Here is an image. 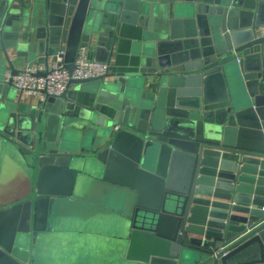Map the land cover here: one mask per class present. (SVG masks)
Here are the masks:
<instances>
[{
    "label": "water",
    "instance_id": "1",
    "mask_svg": "<svg viewBox=\"0 0 264 264\" xmlns=\"http://www.w3.org/2000/svg\"><path fill=\"white\" fill-rule=\"evenodd\" d=\"M129 7L137 71L40 106L4 80L59 50L71 74L81 44L99 60L104 17ZM263 23L264 0H0V264H69L64 212L100 205L118 236L95 264H264ZM97 183L127 194L105 204Z\"/></svg>",
    "mask_w": 264,
    "mask_h": 264
},
{
    "label": "crops",
    "instance_id": "2",
    "mask_svg": "<svg viewBox=\"0 0 264 264\" xmlns=\"http://www.w3.org/2000/svg\"><path fill=\"white\" fill-rule=\"evenodd\" d=\"M132 7V6H131ZM122 15L119 16L117 13L107 14L101 25L102 26H111L114 27L113 38L111 41V36L109 38V42L107 46H104L99 53L100 59L98 61H102L108 64V54L112 49V54L110 56L109 62V70L108 73H124V72H133L137 71L140 65V59L143 49V41L141 38L142 27L140 25L139 17L135 13L133 8L124 9L121 11ZM259 32V31H258ZM87 54L89 58L96 59L97 50L96 46H87ZM97 60V59H96ZM51 63V62H50ZM113 80V78H109L108 80ZM85 87H91V84L85 85ZM78 86L71 87V90L76 91V101L89 105L92 102V97L94 94H91V99L89 100V94L83 92L81 90H76ZM20 92L17 90V93ZM72 93V92H71ZM23 100L30 104H37L40 106V102L38 101L37 97L34 95L22 93ZM71 105V104H70ZM182 175V170L180 168L175 170L174 177L179 179ZM89 195L94 198H99L100 201L103 199L106 200L107 197H112L113 195L118 196L116 199H120L122 194H127L125 190L121 188H113L109 184L97 183L94 184L91 189H88ZM113 194V195H112ZM121 195V196H120ZM122 198V197H121ZM103 203H108L103 201ZM108 205V204H107ZM102 210H95L91 209L86 214L87 216L83 219L79 220V222H84L88 218L87 225H80L81 229L86 228L89 230L87 233H94L95 229H97V233L99 239L103 236H100V233L103 234H110L112 230L110 226V214H109V207H103V205L99 206ZM70 212L72 209L69 210ZM111 211V210H110ZM77 213L78 218H81L85 213L84 211H74ZM98 216V220L96 221V217ZM100 217V218H99ZM105 217V220L102 221V218ZM81 224V223H80ZM94 236V234H92ZM91 238L80 239L73 242V246H70L74 251L73 263L72 264H95L97 263L98 253H103L105 247L102 244V241L96 239L92 236ZM112 238V236L110 237ZM103 247V248H101ZM103 249V250H102Z\"/></svg>",
    "mask_w": 264,
    "mask_h": 264
},
{
    "label": "built area",
    "instance_id": "3",
    "mask_svg": "<svg viewBox=\"0 0 264 264\" xmlns=\"http://www.w3.org/2000/svg\"><path fill=\"white\" fill-rule=\"evenodd\" d=\"M257 32L264 37V23L259 25ZM64 53V50L56 53L45 75H38L44 71L42 65L27 63L15 75L6 72L4 80L10 81L18 91L36 96L40 104H43L48 97L60 95L70 79L96 78L105 75L109 70L107 63L89 58L87 47L82 45L77 50L75 67L70 74L65 68Z\"/></svg>",
    "mask_w": 264,
    "mask_h": 264
},
{
    "label": "rangeland",
    "instance_id": "4",
    "mask_svg": "<svg viewBox=\"0 0 264 264\" xmlns=\"http://www.w3.org/2000/svg\"><path fill=\"white\" fill-rule=\"evenodd\" d=\"M85 194L88 197H92L91 195H89V193L87 191H85ZM111 198L112 197H107L106 200L103 199L102 201H106V202L109 203L111 201ZM68 208H69V206L66 207V210ZM74 211H84L85 214L83 216H81V218H78L77 215H75L77 213H74ZM88 211H91V209H89L86 206L85 207L84 206H82V207L80 206V207H77L76 209L73 208L71 212L70 211L64 212L65 213V216H64V221H63V227H62V229L64 230V233L67 236L66 237H63L62 238L63 240H61V241L64 242L66 240V242H68L67 245H69V246H67V248L65 250L66 252H65L64 256L66 257V259H68L69 264H72L73 263V257H74V251L70 247V244L73 242L74 239H78V240L80 239V237L78 238V236L76 234H77V232H79L80 230H82L81 227H80V225H82V224L83 225H87L88 224V218L86 220H84V222H79V220H81L84 217H86L87 216L86 214L88 213ZM97 220H98V217H96V221ZM104 220H105V217L102 218V221H104ZM72 232L74 233V237L68 236L69 233H72ZM111 232H113V231H111ZM99 234H100V236H103L100 239L102 241L103 246L105 247V249H104V251H103L102 254L105 255L106 257H109V255H110V259L112 260V262H114L115 259H113V249L114 248L116 249V245L114 244L115 238H113V237H114V235H117V234L116 233H113V234L112 233H110V234H107V233L106 234H103V233H100V232H99ZM84 236H85V234L83 233L82 234V237H84ZM86 236H85V238H87ZM111 236H112V238H111V244H110L109 241H110V237ZM85 241H88V240L86 239ZM101 248H103V247H101ZM111 255H112V258H111ZM114 264H117V263H114Z\"/></svg>",
    "mask_w": 264,
    "mask_h": 264
}]
</instances>
